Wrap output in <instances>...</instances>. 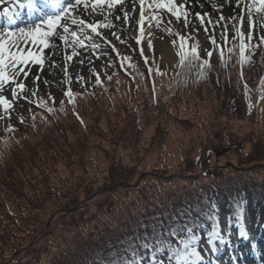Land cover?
Wrapping results in <instances>:
<instances>
[{
  "label": "rangeland",
  "instance_id": "374dc122",
  "mask_svg": "<svg viewBox=\"0 0 264 264\" xmlns=\"http://www.w3.org/2000/svg\"><path fill=\"white\" fill-rule=\"evenodd\" d=\"M149 3L151 0L146 1L147 20L139 43L132 29L128 36L109 31L112 46H107L111 40L100 39L96 33L75 30L84 40L83 46H78L87 49L88 68L74 71L77 67L72 69L65 57L57 55L59 76L44 85L36 84L37 76L29 73L40 64L33 67L29 61L9 69L11 74L23 67L28 75L20 72L0 88V95L12 105L8 111L0 107V128L14 126L18 135L11 146L13 152L18 150L12 170L4 180L0 177V264H68L85 248L97 254L111 236L120 237L110 244L112 253H118L120 247L134 251L137 239L151 233L156 210L202 193L217 199L213 207L221 216L218 227L224 240L200 236L195 247L198 256H190L187 263L213 264L216 260L215 264H252L251 256L264 263V244L256 242L264 236V209L256 207L247 189L248 184L264 185V101L259 107L260 127L256 126L250 136L253 120L245 114L249 105L239 95L228 105L227 97L233 90L225 91L224 76H217V53L227 54L233 42H240L236 33L240 28L248 43L244 63L247 79L256 80L262 66L259 57L264 53V15L254 12L250 28L246 7L250 0H230V4L224 3L230 8L228 15L217 12L214 5L196 11L205 24L197 29L183 21L174 22L162 9L148 8ZM249 31L251 40L247 38ZM180 37L186 45H196L197 52L208 58L214 69L206 68L200 75L198 66L191 64L186 72L178 67L181 76L176 78V71H172L177 65ZM161 38L174 55L170 64L161 61L157 43ZM51 42L60 47L58 37ZM62 44L71 48L68 43ZM41 47L30 41L19 42L25 53L31 49L40 54ZM49 49L43 48L42 56ZM122 56L131 63L130 71L137 72L136 88L116 70L114 59ZM137 59L142 64L152 62L163 73L155 71L156 103L147 97L144 71ZM231 59L234 56L229 54L224 61L229 74L235 67ZM229 79L230 86H239L233 74ZM21 82L25 89L23 93L17 90L14 97L12 89ZM170 86L181 88L183 93H174V88L168 91ZM68 90L73 91L84 128L67 114L63 93ZM40 98L50 101L52 114L41 112ZM246 135L249 141L244 143L241 138ZM203 146L210 147L209 152L200 153ZM240 186L247 189L246 216L232 224L226 236L223 227L228 215L223 191ZM255 211L260 214L256 216ZM241 231L252 242L251 248L246 241L251 248L248 254L238 245L244 237ZM222 242L230 249L215 258ZM153 264L178 262L162 258Z\"/></svg>",
  "mask_w": 264,
  "mask_h": 264
},
{
  "label": "trees",
  "instance_id": "16d2710c",
  "mask_svg": "<svg viewBox=\"0 0 264 264\" xmlns=\"http://www.w3.org/2000/svg\"><path fill=\"white\" fill-rule=\"evenodd\" d=\"M199 56V61L193 60L192 61V66H198L200 67V63L205 61ZM234 59H231V63H236L237 57L235 51L233 52ZM225 58L223 60L221 57L219 58V66H218V73L217 76H224L223 81H222V86L224 82L226 81V84L223 87H227V89H224L225 91L229 89L233 90L232 94L227 97V104H232V97L235 95H239L245 102L246 104L249 105L250 109L245 112L247 115L248 119H252V124L250 126V131L249 135L251 136L255 127H260L258 124V120L261 117V112H259V107L261 103L264 101V84L261 83V79H264V68L261 66V71L258 73L259 75L256 77V80L254 81H249L247 79V74H246V69L245 67L238 69L237 67H234V72L229 74L227 71L229 70L228 66L224 65ZM209 62V61H208ZM180 63V62H179ZM179 63H177L175 69L172 72L176 71V78H180L181 74L179 73ZM128 65L130 67L131 63L128 61ZM230 65V64H228ZM141 67V66H140ZM208 69H214V66L209 62L208 63ZM117 72L123 76V78H126L128 82H130V85L133 88H136V78L135 74L137 73L136 71H133L132 76L130 73V77L123 75L117 68ZM184 72H186V67L183 69H180ZM155 71H151V75L148 74L149 77H147V74L143 72L144 79L147 84V97H150L154 103L157 102V94L158 90L156 89V77H155ZM224 71L226 73H224ZM135 73V74H134ZM179 73V75H178ZM229 74V75H228ZM235 76L236 82L238 83L239 86L237 85H231L230 86V75ZM171 88H174L175 92L174 93H183V90L177 86H170L168 91H170ZM223 90V91H224ZM177 95V94H175ZM174 95V96H175ZM74 96V94H73ZM49 100H51L49 98ZM47 98H40L38 106L41 104V102L44 103L45 107L40 108L41 112H46L48 114H52V112H48L47 108L50 106L51 108V103ZM76 100V98H75ZM264 105V104H263ZM76 105H73L74 107ZM67 114L77 123L78 126L85 127L84 126V118L82 113H80L79 109L76 108L79 117L76 118L72 114V107L71 106H65ZM40 112V111H39ZM257 124V125H256ZM9 127L2 128L0 129V177L4 178L6 175L11 172L10 168L12 165L13 159H16L15 156V151L14 152L11 149V146L13 143H15L18 139V135L16 134L17 131L15 128H12V131H8ZM244 143H247L249 140L247 139V135L244 138H241ZM180 140V139H178ZM203 149H200V153L203 151L209 152L210 147H205L203 146ZM9 152L10 154L6 156L5 154ZM2 180V181H3ZM247 182V181H246ZM254 183V182H253ZM255 184V183H254ZM254 184H248L249 188H247L249 191L252 192V198L254 200H258L262 202L264 205V185L260 184H255V188H251ZM231 190L229 191L228 189H224L223 193L225 195L224 201L226 203V207L229 209V212L231 215L237 214V196H242L247 192L246 188H241L240 187H231ZM208 192V191H207ZM206 193H202L200 195L196 196H190V199L184 200L181 199L179 202L173 203V204H167L168 207L167 209L163 210H156L154 213V216L152 218V223H151V233L148 236H144L141 240L137 239L136 245L133 247L134 251H130V247H120L118 253H112V245L110 244H115L118 242L120 239L119 236L116 238H113L111 236L109 239H106L104 241V245L101 246V248H104L102 250H99L95 253H92L90 251V248H85L86 250L82 251L78 255H76L72 262L68 264H130V261L135 259L137 262L138 261H143L145 258L149 256H155L156 254L160 253L161 251L168 252L170 255L173 252V249L178 247L177 244H173L168 242L170 236L171 239L174 240H179L180 236H177L176 233H180L181 235H192L194 234V230L196 233L200 232H208L210 226L212 225V222L210 221L211 218H213L215 215L212 213V215H209V211H213V205L217 202V199H211L210 197H204ZM205 209L208 210L205 211ZM214 212V211H213ZM143 219V218H142ZM68 234V230H66ZM154 233V234H153ZM68 236V235H67ZM145 241H148V249L146 250L145 247L143 246ZM153 242H155L157 245H162V247H159L158 251H155V254H153ZM135 243V242H134ZM101 245V244H100ZM68 250V247H67ZM69 254V253H68Z\"/></svg>",
  "mask_w": 264,
  "mask_h": 264
},
{
  "label": "snow or ice",
  "instance_id": "6c2138e0",
  "mask_svg": "<svg viewBox=\"0 0 264 264\" xmlns=\"http://www.w3.org/2000/svg\"><path fill=\"white\" fill-rule=\"evenodd\" d=\"M6 2V0H0V3ZM17 0H13V3L15 4ZM123 0H92V8L93 11L98 6H104L106 5L108 9H114L118 4H121ZM45 4H51L57 11H55L53 14H49L46 16V18L41 22L36 24L34 27H29L27 29L20 28L18 31L10 30L7 27H5L4 31L0 33V88H3L5 84H9L10 82L15 80V77L20 73L23 72L24 76L27 77L28 73L24 72L23 67H20L18 71H15L13 73H9V69H17L18 65H26L29 61H31L33 64H40L43 65V48L50 47V39L54 37H58L59 41L63 43H68L69 38L72 45H80L83 46L84 40L80 38L78 33L76 31H70V29L67 27V25L63 26V34H60L57 32V29L61 26L62 20H71V23L73 25L79 24L83 27L80 29L81 33H83L84 27L90 29L93 33H97V29L99 27H108L107 24H85L84 20H77L73 16V12L76 9V6L83 3V0H75V3H68L65 4L64 0H44ZM140 3V18L139 22L142 24L145 21V0H139ZM20 8H26L29 10H36L38 8L37 0H19ZM148 8H155L156 10L160 9H166L168 12H170L172 15L176 16L177 19H180L181 17V8H184L185 5L177 4L175 0H151V3L147 5ZM247 7V19L249 27L252 26V14L255 12L256 14L264 15V0H250V3L246 5ZM0 15L4 17L9 18V22L14 23L15 21L12 20V16L14 15L13 11L9 8H5L3 12H0ZM185 17V24L187 23L186 16L187 13L184 14ZM197 19L201 20L203 23L204 18L199 13L196 14ZM153 20L157 19V16L153 15L151 17ZM116 19H120L119 16L116 17ZM125 21H127V13L124 15ZM223 19V17H221ZM241 23H243L244 17H240ZM237 38L240 40L239 44V51H240V62L241 64L245 63L246 57H245V48L246 45L244 43V33L240 28L236 29ZM248 40L252 39V33L249 31L248 33ZM181 44H180V50L176 53V55L179 57V67L183 69L184 67H189L192 64L193 60L199 61V56L197 54V47L196 45H190L186 47V43L184 41V37H180ZM23 41L27 43L28 41L31 42L32 45L36 46H42L40 48V54L34 53L31 49L25 53L23 50L19 48V42ZM139 39L137 40V43H139ZM212 43L214 44L215 41L213 40ZM93 47H96V45H93ZM149 47H151V43H149ZM13 48H16V51H12ZM76 53L73 52L72 55H75ZM212 53L209 52L208 56L211 57ZM72 59V56H66V60L70 61ZM221 59L223 60V53H221ZM208 61H203L200 63L201 72L200 75L204 74V69L208 67ZM157 74H163L159 72V69H156ZM179 75V73H178ZM96 83H100L99 77L96 79ZM262 84H264V80L261 81ZM25 89V85L21 83H17L16 86L12 89V95L14 97L18 96V91L20 93H23V90ZM64 96L68 98L69 103H74V96L71 90L65 91ZM63 103V102H61ZM41 108H44L45 105L43 102L39 105ZM0 107H3L5 111H8L12 105L9 103L8 100H6L2 95H0ZM251 107V106H250ZM48 112H52V108H47ZM8 131H12L11 126L7 129ZM239 206H237V209ZM237 216L239 217V212L237 211ZM241 236L246 237V233L241 231ZM177 236H180L179 240L171 239V236L168 240V242L177 244L178 247L175 248L174 254L176 256V259L179 262L181 261H187L188 258L191 257H197L198 253L193 247V244L195 242V235H181L180 233H176ZM211 236L216 237L217 239L223 241L224 237L219 234L217 230V224L215 221H213L212 224V230L210 233ZM148 241H145L144 247L147 250L148 249ZM159 247H162V245H157L155 242H153V254H155V251L159 250ZM130 264H137V261L133 259L130 261ZM140 264H143V261H140ZM149 264H153V262L150 260Z\"/></svg>",
  "mask_w": 264,
  "mask_h": 264
},
{
  "label": "bare ground",
  "instance_id": "6f19581e",
  "mask_svg": "<svg viewBox=\"0 0 264 264\" xmlns=\"http://www.w3.org/2000/svg\"><path fill=\"white\" fill-rule=\"evenodd\" d=\"M19 0H17L18 2ZM222 1V2H221ZM217 0L214 2L213 0H198V1H191L187 2L185 0H175L177 4L181 3L182 5H185L184 8H181V17L180 19H177L176 16L172 15L170 12H168L166 9H162L163 13H167L170 18L174 22L183 21L185 23V17L184 13H187L186 20L188 25L191 27H195L197 29H202L205 24L201 22V20L197 19L196 11L198 10H204L207 5H214L217 9V12L222 13L224 15H228L227 13L230 12L229 7H224V5L230 4L227 0ZM17 2L14 4L13 0H6V2H2L0 4V10L3 6H15ZM179 2V3H178ZM225 3V4H224ZM146 4V1H145ZM146 7V6H145ZM215 10L210 11L209 13L211 16L214 14ZM216 12V13H217ZM127 13V21L124 19V15ZM73 16L77 20H84L85 24H107L108 27H99L97 32L100 34L101 37H104L106 39L111 40L109 34V31L113 30L115 33H119L122 36H128V30L132 29L134 38H140L142 36V33L145 30V27L143 28L142 24L139 22L140 18V3L139 0H123L121 4H118L116 8L114 9H108L106 5L104 6H98L95 11H93L92 4L89 3H81L76 6L75 11L73 12ZM119 16L120 19H116V17ZM211 18V17H210ZM145 19H147L145 17ZM213 19V18H211ZM67 25V27L70 29V31H75L83 27L82 25L76 24L73 25L71 23V20H62L61 26L58 28L60 31V34H63V26ZM143 28V29H142ZM85 32H92L90 29L84 27L83 33ZM135 33V34H134ZM147 33V32H146ZM112 41V40H111ZM158 43V49H159V55L161 58V61L163 63H172L174 61V55L171 52V49L169 45H167L164 42V39L161 38ZM60 47L58 48L57 44L55 42H51V46L49 51L43 54V65L38 66V68H33L36 64L33 65V69L29 72L33 77L37 76L36 84L44 85V82H52L55 78H58L59 74V63L57 61V55L65 57L71 55L72 59L69 61L71 68L79 70L83 67L88 68L87 58L86 54H88L87 49H83V47H79L78 45H72L70 38L68 44L71 46V48L66 49L64 44L62 42L59 43ZM113 44V41L112 43ZM76 53L73 54V50ZM64 58V59H65ZM66 60V59H65ZM47 63V65H45ZM252 202L256 205L258 209H261L263 207L262 203L257 200H252ZM238 206V205H237ZM244 207V203H239V210H242ZM205 211L208 212L207 209ZM209 215H212L214 213L212 210L208 212ZM256 216L260 214V212L255 211ZM214 215H218V213H214Z\"/></svg>",
  "mask_w": 264,
  "mask_h": 264
}]
</instances>
